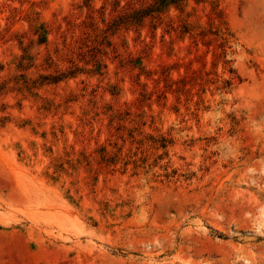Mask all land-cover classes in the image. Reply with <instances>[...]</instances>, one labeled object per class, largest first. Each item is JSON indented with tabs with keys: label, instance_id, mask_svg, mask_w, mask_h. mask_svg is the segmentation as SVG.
Here are the masks:
<instances>
[{
	"label": "rangeland",
	"instance_id": "374dc122",
	"mask_svg": "<svg viewBox=\"0 0 264 264\" xmlns=\"http://www.w3.org/2000/svg\"><path fill=\"white\" fill-rule=\"evenodd\" d=\"M0 264H264V0H0Z\"/></svg>",
	"mask_w": 264,
	"mask_h": 264
}]
</instances>
